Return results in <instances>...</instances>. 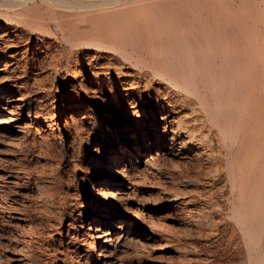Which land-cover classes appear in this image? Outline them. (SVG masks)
Returning <instances> with one entry per match:
<instances>
[{"label":"bare ground","instance_id":"bare-ground-1","mask_svg":"<svg viewBox=\"0 0 264 264\" xmlns=\"http://www.w3.org/2000/svg\"><path fill=\"white\" fill-rule=\"evenodd\" d=\"M156 242L264 264V0H0V264Z\"/></svg>","mask_w":264,"mask_h":264},{"label":"rangeland","instance_id":"rangeland-1","mask_svg":"<svg viewBox=\"0 0 264 264\" xmlns=\"http://www.w3.org/2000/svg\"><path fill=\"white\" fill-rule=\"evenodd\" d=\"M62 99V98H61ZM150 181V180H149ZM146 183H149L148 181ZM149 194V193H146ZM144 199V198H143ZM169 222V221H168ZM157 243V242H156ZM152 244L155 247H151L152 245L148 246V248H145L140 255V262H136V264H167L174 261L175 258L173 257V253L169 250V247L167 244L158 242L157 244ZM158 245V246H157ZM166 245V246H165ZM162 246V247H161ZM164 246V247H163ZM151 247V248H150ZM154 248V249H153ZM168 248V249H167ZM146 253H145V252ZM170 251V252H169ZM145 253V254H144ZM144 254V255H143ZM172 254V256H171ZM172 257V259L170 258ZM170 258V259H169ZM174 258V259H173ZM148 259V260H147ZM169 259V260H168ZM170 261V262H168Z\"/></svg>","mask_w":264,"mask_h":264}]
</instances>
